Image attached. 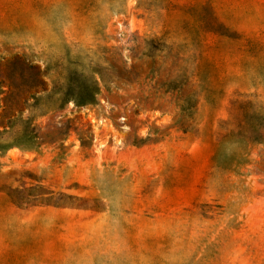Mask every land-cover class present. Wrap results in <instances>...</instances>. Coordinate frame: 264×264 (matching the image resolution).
<instances>
[{"label":"rangeland","instance_id":"1","mask_svg":"<svg viewBox=\"0 0 264 264\" xmlns=\"http://www.w3.org/2000/svg\"><path fill=\"white\" fill-rule=\"evenodd\" d=\"M262 133L264 0H0V264H264Z\"/></svg>","mask_w":264,"mask_h":264},{"label":"trees","instance_id":"2","mask_svg":"<svg viewBox=\"0 0 264 264\" xmlns=\"http://www.w3.org/2000/svg\"><path fill=\"white\" fill-rule=\"evenodd\" d=\"M99 93V86H89L86 88V92L78 97H68V99L71 101L73 100L77 105H88V104H94L96 103V96ZM249 140L251 142H257V143H264V133L259 134V137H249Z\"/></svg>","mask_w":264,"mask_h":264}]
</instances>
